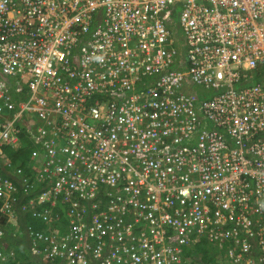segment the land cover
Segmentation results:
<instances>
[{"label": "built area", "instance_id": "built-area-1", "mask_svg": "<svg viewBox=\"0 0 264 264\" xmlns=\"http://www.w3.org/2000/svg\"><path fill=\"white\" fill-rule=\"evenodd\" d=\"M262 68L264 0H0L11 235L43 264H184L201 239L264 264Z\"/></svg>", "mask_w": 264, "mask_h": 264}, {"label": "trees", "instance_id": "trees-1", "mask_svg": "<svg viewBox=\"0 0 264 264\" xmlns=\"http://www.w3.org/2000/svg\"><path fill=\"white\" fill-rule=\"evenodd\" d=\"M261 74H264V68H262V70L257 74V77ZM24 134L26 137L27 132L25 131ZM22 138H24L23 133ZM32 145L33 142L26 138L24 140L23 146H21L19 149H6L7 156L10 158L14 165L24 166L30 158L31 151L33 149ZM28 215V212L22 215L23 218H25L26 224L28 226L30 225L35 229L43 228V223L34 220ZM57 220L60 224L65 223V217L63 216V214H59ZM0 226L8 229L7 235L5 239H3V242H6L7 245L10 244L9 249L3 250L5 258L3 260H0L2 264H43L35 255L31 253L29 242L25 235V232L22 231V234H18L17 236L11 235V231L9 230L10 228H8L7 219L5 215L1 214V212ZM24 227H26V225H24ZM214 247L208 245V242L205 239L199 240L196 244L192 245L191 247H186L184 249V264H227V262H225V260L223 259V251L216 249V246ZM10 251H12L11 254Z\"/></svg>", "mask_w": 264, "mask_h": 264}, {"label": "rangeland", "instance_id": "rangeland-1", "mask_svg": "<svg viewBox=\"0 0 264 264\" xmlns=\"http://www.w3.org/2000/svg\"><path fill=\"white\" fill-rule=\"evenodd\" d=\"M0 77H2L3 79H5L7 82H12V81H14V80H16L14 77H12V76H9V75H1L0 74ZM32 147H35L34 145H32ZM32 165H33V160H32ZM29 168H31V167H26V169H27V171H29ZM23 225V224H22ZM20 229H22V226H20ZM20 229L18 228L17 230L18 231H20ZM22 234V232L20 231L19 232V235H21ZM23 237V236H22ZM19 238V237H18ZM23 239V238H22ZM0 245H2V247L4 248V249H9V245H7V243L6 242H3L2 244L0 243ZM12 249V248H11ZM0 260H3V259H0ZM0 264H2V262H0Z\"/></svg>", "mask_w": 264, "mask_h": 264}, {"label": "clouds", "instance_id": "clouds-1", "mask_svg": "<svg viewBox=\"0 0 264 264\" xmlns=\"http://www.w3.org/2000/svg\"><path fill=\"white\" fill-rule=\"evenodd\" d=\"M3 241H4V240H3ZM0 243H1V241H0ZM214 251H215V250H214ZM214 251H213V252H214Z\"/></svg>", "mask_w": 264, "mask_h": 264}, {"label": "crops", "instance_id": "crops-1", "mask_svg": "<svg viewBox=\"0 0 264 264\" xmlns=\"http://www.w3.org/2000/svg\"><path fill=\"white\" fill-rule=\"evenodd\" d=\"M6 154V156H7V153H5ZM8 157V156H7Z\"/></svg>", "mask_w": 264, "mask_h": 264}]
</instances>
